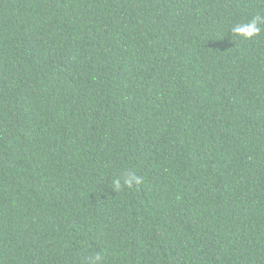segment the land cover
Returning a JSON list of instances; mask_svg holds the SVG:
<instances>
[{"label":"trees","instance_id":"trees-1","mask_svg":"<svg viewBox=\"0 0 264 264\" xmlns=\"http://www.w3.org/2000/svg\"><path fill=\"white\" fill-rule=\"evenodd\" d=\"M0 264H264V0H0Z\"/></svg>","mask_w":264,"mask_h":264},{"label":"clouds","instance_id":"clouds-1","mask_svg":"<svg viewBox=\"0 0 264 264\" xmlns=\"http://www.w3.org/2000/svg\"><path fill=\"white\" fill-rule=\"evenodd\" d=\"M244 29H245V31H243L241 33L248 36V37L255 35L259 31L255 21H253L252 24L246 26ZM122 179H123L124 184H126L128 186H131L134 182L136 184H139L141 182L140 178L134 174H126L124 177H122ZM114 183H115V186L117 188H119L120 184H121V180L117 179ZM95 259L99 260V257L97 256Z\"/></svg>","mask_w":264,"mask_h":264}]
</instances>
